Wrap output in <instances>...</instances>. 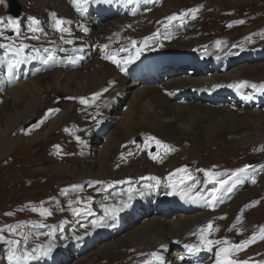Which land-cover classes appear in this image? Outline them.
Here are the masks:
<instances>
[{"label":"bare ground","instance_id":"1","mask_svg":"<svg viewBox=\"0 0 264 264\" xmlns=\"http://www.w3.org/2000/svg\"><path fill=\"white\" fill-rule=\"evenodd\" d=\"M16 1L25 9L30 3L43 9L44 24L39 26L43 30L37 34L39 40L27 41V43L24 41V43L36 48L55 49L57 59L55 63L49 62L48 64L38 60L42 67L48 71L45 75L39 77L38 81L26 78L27 74L23 72L21 67L23 64L16 67L17 70L16 68L10 69L6 60H0V160H6L10 155L14 156L17 150L24 152L23 150H31L37 144L47 143V139L56 134L67 119L75 118L80 122L82 121L80 114L85 116L90 111L94 113L97 108L103 110L102 112L106 114L107 118H110L117 126V131L114 132L115 136L107 139L109 143L107 145L102 144L98 148L97 154L91 155L88 146L85 150L83 149L84 151L75 152L73 146H62V141H59V144L54 145L55 148L51 147L50 155L52 159L50 161L52 165L42 167L43 171L53 178L58 179L61 176L67 179H82V181L75 184H68L67 186L70 187L67 191H78L81 185L88 184L95 192L99 190L97 189V181L102 182L99 183L101 190L98 193L95 192L94 194L93 191H88L83 195H77L76 198H72L73 200H67L68 204H65V206L69 205L67 215L70 216L73 209H83L85 213L87 212L86 209L90 208L93 219L76 233L70 230L69 235L66 234V239L57 242L55 248L62 246L61 250L65 254H60V256L68 260L71 258L72 248L74 250L75 245L79 248L80 254V250L85 251L87 248L94 247L101 237L112 240L113 237H116L115 233L124 234L126 230L133 227L132 232L124 240L116 238L113 242H106L101 249L92 253L89 257L85 258V255H79L74 264H101L102 260H107L108 264H161V261L157 260L153 253L162 257L163 264H216L218 250L233 245L234 241L231 236L223 234L225 229L233 223H220V217L225 216L227 207L234 206L235 190L233 189L244 187V185L252 183L253 179L259 183L262 180L261 182L264 183V177L261 176L264 170V162L248 168L243 176L241 175L236 180L230 181L229 185H225L217 192L214 210L208 207L203 199L198 198L197 202L193 203L186 197L182 198V191L188 184L195 183L194 192H201L202 197H206L214 187H219V185L209 183L206 176L199 178L193 169L187 170L194 177V180L179 185L171 192L174 199L169 209L159 208L158 206L151 207V204L161 202L158 199L159 196L156 198L154 194L152 195L155 189L162 193L159 185L154 183L155 181L147 180L151 182L152 187L144 192L138 200L142 199L143 196H152V198L145 201L142 199L141 202L137 200L138 206L136 209L128 210L132 201L136 199L134 192L131 194L132 198L129 199L128 190L126 192L114 191L108 194H106V191L114 185H120L136 176V174L141 173L147 174L149 177H156L159 183L168 185L170 189L173 188L168 177L176 169L181 168V165L179 160L176 159L175 161L171 156L172 151L165 156L157 155L158 160L147 155L146 150L141 151V153L134 152L135 150L133 152H127V150L126 152H119L123 144L125 145L128 139L137 132L143 133L146 141L149 136L156 137L167 145L175 141H183V144L191 146L192 154L199 155L208 151L211 152L217 146L222 145L223 140L228 142L226 148L230 147L233 151L254 142V138H251L254 135H251V133L264 128V109L261 110L262 105H258L264 101L262 99L264 98V89L259 87L257 92L254 90L243 96L240 91H244L248 85L241 82L246 79L243 76L246 74L257 75V73L264 70V66H258L257 68L246 66L222 72L221 67L226 69L228 64L225 53H216V57H214L215 52L209 55L207 52H202L203 54L200 53V57L195 59L192 57L193 55H190L193 53L194 47L191 49V45L195 37L192 36L193 34L189 35L184 24V27L178 24L171 27V29L159 26L160 22H167L166 18L169 16L200 8L201 3L205 0H170V3L166 6H159V3L156 2L152 3L153 0H133L131 3L138 6L136 12H134L135 10L132 11L133 9L129 11L122 9L123 6L129 4L126 0H95L83 12L78 11L71 0ZM143 1L144 4H141ZM224 1L228 4L229 1H233L234 5H239L252 0ZM13 3L16 5L15 2ZM116 6H119L114 9L117 17H109L115 19L111 20L104 17V20L103 18L100 20V15L107 7L112 9ZM145 10L149 14L143 17L144 21H142L141 14ZM52 13L58 14L62 19L70 22L65 24L64 27L69 29L71 35L68 33H51ZM229 13H231V10ZM37 15L36 11L29 12L30 20L36 18ZM84 27L88 29L87 33L83 31ZM158 27L162 28L163 33L160 32L162 35L156 34ZM168 31L171 34L168 35ZM25 36L30 37L29 35ZM61 36H63V39H61ZM175 36H178L177 39L170 41ZM68 39L73 40V43L67 44L64 42ZM133 40L137 42V47H143V52L135 62L122 65L126 68L125 71L122 72L110 59L104 58L106 55L111 56L113 53H118L117 59H127L129 53L120 52L119 50L127 48L134 53L135 49L131 47V41ZM145 41L147 42V50L144 47ZM155 44L157 47H155ZM105 45L108 47L105 48ZM183 45L190 48H185V54L175 57L174 61L169 60L164 55L170 54L169 51H174L177 47H183ZM220 45L225 44L221 42ZM60 48L65 51H59ZM177 58L179 59L177 60ZM212 58L214 61L210 60ZM188 65L194 68V77L179 73V71H187L185 67H188ZM19 70L21 71L19 72ZM31 72L34 71L31 70ZM18 74L21 77L18 78ZM105 89L107 91H104ZM57 91L60 94L58 96L62 98L72 97L73 99H71L75 104L64 109L55 119H52V117L58 111L53 112L51 115H45L35 128L26 129L27 134L22 131V136L18 135V138H12L11 135L15 130L22 128L27 121L40 113L43 106L48 107L45 105L47 102L41 101L40 97L56 94ZM96 93H101V95L92 100ZM239 93L242 94L244 100L239 101V98L233 97V95L239 96ZM225 94L228 97L220 100L224 98ZM129 96L131 97L127 103L126 111H120V107ZM81 98L88 101V103L81 104ZM71 99L69 98V100ZM256 99L259 103L254 106L253 102ZM250 105H253V109H249ZM71 106H73V109L70 110ZM90 107L92 108L89 109ZM49 110H53V108L43 109V112L47 111L49 113ZM47 121H51L49 128L46 132H42ZM66 127H68V130H63L62 135H67L71 129L70 126L66 125L65 130ZM35 129L41 131L35 133ZM119 135L121 136L120 140L122 138L126 140L118 141ZM67 139L69 140V138ZM63 142L65 143L64 140ZM90 142L89 136L87 138L88 144H86L89 145ZM255 142L261 143V140ZM148 143L152 146V142L147 141L146 144ZM52 144L49 143V145ZM69 145L72 144L69 143ZM67 149L75 152L73 157L69 156ZM129 153L133 154L136 160L143 157L142 164L133 167L132 160L129 159L131 157ZM119 155L126 162L130 160L128 166L133 168L128 173L120 176L117 169H122L126 165L120 160L118 161ZM69 157H71L69 162H62L64 159H69ZM123 157L126 158L123 159ZM19 163L21 164V162ZM178 178L175 179L178 180ZM110 180H112V184L109 185L108 181ZM139 188L146 189L144 185L134 186L131 189L138 190ZM65 193L64 191L61 193L57 188L54 193L42 198V200H45V204L52 203L56 205L59 204L58 200L62 199ZM249 197L251 196L248 195L247 198ZM95 199H97L96 203L92 204ZM76 201H80V203H76ZM35 204L42 203L36 201ZM223 206L225 207L222 208ZM105 207L109 210L108 215L104 213L103 209ZM176 209H179L178 213L175 211ZM50 210V208L47 211L42 210V213H48ZM118 213L124 216V220L122 219L124 227L116 226L113 228L111 219ZM139 213H141V217L135 221L134 217L138 216ZM83 218L85 216L81 217V219ZM72 220H75V218H72ZM93 221L97 222V226H93ZM209 222L213 224L214 231L207 236V239L211 241L227 239L229 245L210 244L207 247H200L194 253H189L184 245L200 246V229L205 228ZM56 223L59 222L55 221L54 225ZM84 234H87L88 237L85 238ZM171 246L177 248L171 254L165 255ZM59 252L60 249H57L55 253ZM234 258L249 260V264H264V245L255 246L250 244L246 246V250L238 252Z\"/></svg>","mask_w":264,"mask_h":264},{"label":"rangeland","instance_id":"2","mask_svg":"<svg viewBox=\"0 0 264 264\" xmlns=\"http://www.w3.org/2000/svg\"><path fill=\"white\" fill-rule=\"evenodd\" d=\"M11 1L15 2L17 5L15 10L20 11V14H19L20 18L15 19L21 23V28H22L21 32L24 34L20 37V40H23V42L25 41L26 43L27 41H33V39L25 38L26 37L25 35L30 36L32 34L31 32L27 31L28 26L30 24L29 12L31 11L37 12L38 15L36 19L40 21L41 24H39V26H41L44 24L43 9L39 8L37 5L33 3H30L29 6L26 7L25 9L16 0H11ZM154 2L159 3V6H166L167 4L170 3V0H153L152 3ZM142 4H144V1L142 2ZM245 6H248V7H245ZM123 7L127 10L129 9L128 8L129 5L123 6ZM131 7L132 8L130 10L133 9L132 11L135 10L134 12H136V9L138 6L136 4H133ZM0 9H1L0 17L7 19L8 17L12 16L11 13L9 12L11 11V8H10L8 0H6V3L0 4ZM230 10H231V13H229ZM146 12L147 11L145 10L144 12H142L143 14H141L142 21H144L143 17L149 14ZM185 12H188V11H185ZM44 14H46V12H44ZM56 16L58 18L60 17L58 16V14ZM104 19L105 18H103V20ZM109 19L112 20L115 18H109ZM182 19H183V24L185 25V29L189 32V35L193 34L192 36L195 37L191 45V49L192 47H194V49L192 50L193 53L190 54L191 56L193 55L192 56L193 58L198 59V57H200L199 54L200 53L203 54L202 52H207L208 55L212 52H215L214 57H216V53L218 54L219 52L225 53L228 64H227L226 69H222L221 67L220 70H223L222 72H227L229 70H235L239 67L244 68L246 66H252V67L257 68L258 66H264V0H256V1L252 0L251 2L241 3L239 5L237 4L234 5L233 1H229V4H228L224 0H205L201 3L200 8H197V11L195 13L196 20L192 19L191 13H189V15L183 17ZM240 21H244V23L241 24ZM6 22L7 21H5V23ZM52 22H53V19L51 20V30H52L51 33L57 34L58 32L55 29H53L54 27L52 24L54 22L53 23ZM162 22H160L159 26H163V28H166L164 25L167 24L168 22L166 21H164L163 23ZM178 24H181L179 20L174 21L167 28L171 29V27H173L174 25H178ZM229 25H231V27H229ZM160 28L161 27H158L157 28L158 30L156 29V34L158 35L159 34L162 35L160 32L163 33V31H161L162 28L161 29ZM4 34L13 36L15 39V34L12 33L11 31H8V32L5 31ZM167 34L169 35L171 34V32L168 31ZM177 37L175 36L171 38L170 41H172L173 39L176 40ZM0 40H2L0 41V43L12 42V41L10 42L5 41L3 39H0ZM217 41H220L225 45L218 46L216 45ZM15 42L19 43V40H16ZM155 47H157L156 44H155ZM38 48L42 49L43 47H38ZM185 48L189 49L190 47L183 45V47L182 46L177 47V49L174 51L173 50L169 51L170 54L168 53L164 55L169 60L174 61L175 57L183 56L185 54L186 52ZM145 49L147 50V47H145ZM0 51H2L4 55V50L0 49ZM227 54H229V56H227ZM178 59L179 58H177V60ZM210 60H213V58ZM36 61H30V63L31 65H33V68L35 70H38L39 68L36 64ZM199 65L201 66V64ZM185 70L187 71H179V73L180 74L184 73L183 74L184 76L187 75V76L194 77L193 76L194 68L192 66L188 65V67H185ZM46 72L48 71L44 68L42 69L41 73H36V71L31 72L30 70L29 72L26 73L27 74L26 78L30 80L33 79L34 81H38L39 77H41L42 75H45ZM191 72L192 74H190ZM19 77H21V75L18 74V78ZM195 77H196V74H195ZM243 77H245L246 79H244L241 83L244 82V83H247L248 85L244 91L239 90L240 92H242L243 96L247 95L248 92H252L254 90L255 92H257L259 87L264 86V70L260 73H257V75L246 74ZM252 85H256L257 87L253 88ZM242 94L239 93V96L233 95V97L239 98V101H242L244 100L243 99L244 97L242 96ZM51 95H44L43 97H40L41 101L47 102L45 105L48 107H44V106L43 108L41 107L42 109L40 113L33 116L34 118H31L29 121H27V123L22 126L23 129L19 128L18 130H15L13 132V134L11 135L12 138L15 139V138H18L19 136H22L23 135L22 133L26 129L35 128L37 123H39L40 119L42 117H45L47 113V111L43 112V109L44 110L46 108L59 109L58 113L52 117V119H55L60 114V112L62 113L64 109L68 108L70 105L75 104V102L72 100L73 99L72 97L62 98L58 96L60 95L58 91L56 92V94L53 93ZM130 97L131 96L127 97V99L125 100V103L120 107V111L122 112L126 111L127 103L129 102ZM226 97H228L227 94H225L224 98H221L220 100H224L226 99ZM69 98L70 99L72 98V99L69 100ZM262 99L264 100V98ZM257 100L258 99H256L253 102L254 106L255 104L259 103V101ZM231 103H234V102H231ZM226 104H229V103H226ZM258 105H262L261 110L264 109V101L260 102V104ZM72 107L73 106H71L70 110L73 109ZM91 108L92 107H90L89 109ZM249 109H253V105H250ZM102 111L103 110L97 108L94 113L90 111L85 116L84 114H80L82 117V121L80 122H78V120L75 118H69L67 119L66 123L64 122L62 124V127L59 130H57L56 134L52 135L51 137H49V139H47V143L44 142L42 144L41 143L37 144L31 150L30 149L23 150L24 152H22V150H17L14 156L10 155L8 159L2 160V161L0 160V167H1L0 168V229H4L3 232H0V237L3 238V239H0V264H8L7 249L9 245L3 242L4 240L16 239V240L21 241L22 239L21 243L19 244L17 248V255H21L24 253L23 248L25 247L26 244H29L28 246L29 253L31 252L33 248H36L37 252L32 254V258L35 260L33 262L34 264H56V263L57 264H74V262H76L75 260H78L77 257L79 255H85L84 256L85 258L89 257L92 253L101 249L103 244H105L106 242L107 243H109L110 241L113 242L114 240H116V238H119V239L121 238L122 240H124L125 237L130 232H132L133 227H130L128 230H126L124 234L115 233L116 237H113L112 240L101 237L99 240H97V243L94 247L87 248L85 251L80 250L81 252L80 254H79V248H77V245H75V249L73 250L72 248V252L70 255L71 258H69L68 260H65L63 257L60 256V254L65 255L64 252H62L63 250H61L62 246H58L57 249H60V252L55 253L57 251V249L55 248L57 242L60 241L61 239H66L67 238L66 234L68 233L67 234L68 236L70 233V230L76 233L77 231L81 230V228L87 226L90 220L93 219V217H91V215H88L87 212L83 213L80 216H76L73 213L70 216L67 215L68 213L67 210L69 209L67 208L69 205L65 206V204L67 203V200L72 199V198L74 199L76 198L77 195H83L85 192H88V191L94 192V189H91L90 185L84 184L80 186L78 191L76 190L67 191L68 187H70V186H67L68 184L69 185L75 184L78 181H82V179L80 178H76V180L75 178L67 179L61 176L58 177V179L55 177L53 178L50 174H46L43 171V168H45V166L50 167L52 165L50 161V159H52V156L50 155L51 147L52 146L54 147L55 144H59L60 143L59 141H62L61 142L62 146H65V145L67 147L73 146L75 149V152L77 151L80 152L81 150L84 151L86 146H88L90 148L91 155L97 154L98 148L101 147L102 144L105 143V145H107L109 143L108 142L109 140L107 141V139H109L112 136H115L114 132L117 131L116 130L117 126L113 123V121L110 120V118H107L106 114H104V112ZM50 122L49 121L46 122L44 129H42V132H46V130L49 128ZM66 125L71 127L70 129L71 131L69 130L67 135H62L63 130L64 131L68 130V127H66V130L64 129ZM38 131H41V130L39 129L34 130L35 133ZM143 135L144 134L141 132L135 133L134 136L128 139L125 145L123 144L119 152L121 153L126 152V150L127 152H130V151L133 152L135 150L134 152L138 151L137 153H141V151L144 152L146 150L147 155H149V153H152L153 155L156 156L155 160L159 159L157 155L158 156L167 155V154H164L163 149L158 148L154 142H152V146L150 145V143H148L149 145L146 144L148 140L146 141ZM251 135H254L253 137H251V138H254L253 139L254 142L248 143L247 145H244L243 147L236 149L235 151H233L230 147L226 148L228 145V142L225 140L222 141L221 143L222 145L217 146L211 152L208 151L207 153H204L201 155L192 154L191 146L183 144L182 143L183 141L172 142L169 146H171V148L174 149V151L171 152L172 153L171 156L174 158L175 161L176 159L179 160L181 168L195 170L196 171L195 174H198L199 178L204 177L205 172L228 173L230 175L232 172L240 168H244L245 166H248V168H250L251 166L248 165L249 162H257L259 160L264 162V128L258 129L257 131H253ZM62 136L64 137V139ZM76 136H79L81 140L83 141V143H77L75 139ZM89 136H90L91 142L89 143V145H87L88 144L87 138ZM120 137L121 136L119 135L118 141L122 142V140L123 141L126 140L123 138L120 140ZM138 137L141 139L139 143L136 142V139ZM67 138H69V140ZM258 139L261 140V143L255 142V141H259ZM63 140L65 141V143L63 142ZM133 141H135V143H133ZM49 143L50 144L53 143V144L49 145ZM69 143L72 145H69ZM67 151L69 152V156L71 157L74 156L75 152L69 149H67ZM18 152L20 153V156ZM130 156L131 157H129V159L132 160L131 163L133 167H135L136 165L142 164L143 157H141L139 160H136V157L133 154H131ZM16 157H17V160H16ZM71 157H69V159H64L62 162L63 163L69 162ZM118 157H119L118 161L120 160V162L126 165L122 169H117V172H119L118 174L119 176L124 175L125 173H128L130 169H133L132 166L131 167L128 166V162L130 161L129 159H128L129 161L126 162L122 160V157L120 155ZM124 158L126 157H123V159ZM55 160L57 162H60L57 159ZM19 162H21L22 165ZM23 167L24 169H22ZM244 174H241V175L243 176ZM141 175L144 177H149V175L147 174L145 175L144 173H141L138 175L136 174V176L129 179L128 181L120 185H114L113 187H111L110 189L106 191V194L112 193L114 191L115 192L116 191L126 192L129 188H133L134 186L139 187L140 185L151 183L143 179L144 177L141 178L142 177ZM241 175L233 179H228V176H221L220 179H228V183L226 184L227 186L230 184V181L236 180ZM263 175H264V170L261 176L264 177ZM139 178L141 179L139 180ZM261 181L262 180H260V183L259 182L253 183L252 181V183H249L248 185H244V187H241L239 189L234 187L235 189H233L235 190L234 198H233L235 200L233 203L234 206L229 207V208L227 207L225 216H223L225 217V219H220L221 224H226L227 222L233 223L230 227H227L229 229L226 228L225 232L223 233L226 236H231L232 238H234L233 245L239 244L247 239H250L253 235L258 236L260 231L264 229V183ZM108 182H109V185L112 184V180ZM154 183L157 184L156 182ZM158 185L162 193H160L159 190L155 189V191L152 192V195L154 194L156 198L159 196L158 199L161 200L160 203L162 204L153 203L151 204V207L154 208L155 206H158L159 208L169 209L172 206V202L174 199V196L171 195V192H173L174 188L170 189L168 185L164 183H158ZM57 188H58V191H60L61 193L63 191L66 192L63 198L58 200L59 204H56V205L52 203L45 204V200H42V198H46L51 193H54ZM150 188H146V189L139 188L138 190H133L134 196L136 197V199L132 201L128 210L132 208L136 209V207L138 206V203H137L138 198ZM97 189H99L98 191L101 190L99 183H97ZM98 191H95V192L98 193ZM248 195H250L251 197L247 198ZM148 198H152V196L142 197L144 201L148 200ZM142 199H139L138 201L141 202ZM32 200H34V202H32ZM36 201L42 204H39V205L35 204ZM96 201L97 199H95L92 202V204H95ZM34 205H36L37 207H42L43 205L44 207H47V208L42 209V210H46V211L49 210L50 208L51 209L50 212L52 215L54 214V216L53 217H50V215H47L48 217L43 216L41 214L42 210L41 212L37 211ZM224 207L225 206H223L222 208ZM33 209H35V211H33ZM175 211L178 213L179 209H176ZM82 216H85V218L81 219ZM98 217H100V215H98ZM140 217H141V213H139L138 216H135L134 220L137 221L138 218ZM72 218H75V220H72ZM38 219H41L42 222L39 223L41 224V226H37L38 227L37 228L35 224H37ZM122 219L124 220V216L122 214L120 213L116 214L111 219L112 223L110 222L112 227L113 228H115L116 226L124 227V223ZM55 221H58L59 223H56L54 226H51L54 224ZM42 226H49V229L48 228L45 229ZM9 227L15 228L16 233L10 234L8 232ZM49 231L53 233H50ZM21 233H23L24 236H26L27 240L24 238V236L21 235ZM84 237L87 238L88 237L87 234H84ZM260 244L264 245V240L257 239L254 243H252V245H255V246H259ZM176 248H177L176 246H171L168 249L167 254L165 255L171 254ZM30 261H31L30 259L21 260L18 262V264H28ZM102 261H101V264H108L107 260H104L103 263Z\"/></svg>","mask_w":264,"mask_h":264},{"label":"snow or ice","instance_id":"3","mask_svg":"<svg viewBox=\"0 0 264 264\" xmlns=\"http://www.w3.org/2000/svg\"><path fill=\"white\" fill-rule=\"evenodd\" d=\"M95 2V0H71V3L73 6L77 8L78 11L83 12L85 8ZM126 2L131 3L133 0H126ZM6 3V0H0V4ZM197 9H191L188 12L181 13L179 15L174 14L172 16L167 17V24L164 26L167 28L169 25H171L174 21L179 20L181 23V26H183V17L189 15L191 13L192 18L195 19V13ZM53 19V27L57 32L60 33H68L71 35L69 29L65 28L64 25L67 23H70L69 21H66L62 18H58L55 13L51 14ZM240 23H244V21H240ZM40 24V21L36 18H31L30 24L28 26L27 31L31 32L32 35L30 37H25L26 39H33V40H39V36L36 35L38 31H43L38 26ZM231 27V25H229ZM5 31H11L15 34V39L13 36L5 35ZM83 31L85 33L88 32V29L86 27L83 28ZM24 35L21 32V25L18 20H15L12 17L7 18V22L5 23L4 18L0 17V39H3L5 41H12V43H0V49L4 50V55L0 57V60H6L8 63V67L10 69H14L18 67L20 64L29 62V61H35L39 60L44 64H48L49 62L55 63L56 62V55H55V49H49V48H36L33 46H30L23 42V40H20V37ZM61 39H63V36H61ZM150 39V38H149ZM19 40V43H16L15 41ZM67 44H72L73 40L68 39L64 41ZM220 41H217V45H220ZM105 48L108 46L105 45ZM131 47L135 49V52L129 51L127 48H121L120 52H128L127 59L119 60L116 58L118 53H113L111 56L106 55L105 59H110L113 64H115L120 70L123 72L126 70L125 67L122 65H128L140 58V54L143 52V47H137V42L135 40L131 41ZM144 47H147V42L145 41ZM59 51L63 52L65 51L63 48H60ZM253 88H256V85H252ZM262 89H264V86H261ZM104 91H107L105 89ZM101 93H96L92 97V100L97 99ZM81 104H87L88 101L81 98L80 99ZM59 109H53L49 110V113H46V115H51L53 112H57ZM67 131V130H66ZM25 134H27L25 130ZM77 143H83L81 138L79 136L75 137ZM149 142H154L158 148L163 149L165 154H169L171 151H174V149L171 148V146L163 143L159 139L153 136H149L148 138ZM135 143V141H133ZM58 147V146H57ZM131 155V153H129ZM150 156H152L153 159H156V156L152 153H149ZM248 171V166H245L244 168H240L234 172H232L230 175L228 173H213V172H205V176L207 177V180L209 183H212L214 185H219V187H214L211 192L207 194L206 197L201 196V192H194V189L196 187L195 183L188 184L187 187L182 191V198H188L191 202L195 203L197 202V199H203L206 203V205L213 210L215 209V201L217 200L216 193L219 192L227 183L228 179H233L238 177L241 174H244ZM221 176H228V179H220ZM176 177H179L178 180L175 179ZM143 179L149 180V181H155L157 184L159 183V180L156 177H144ZM170 185L175 189L179 185H184L188 181H193L194 177L191 175V173L188 172L187 168H179L176 169L175 172L171 173L168 177ZM97 183H102L100 181H97ZM253 183H255V180L253 179ZM145 188L152 187L151 184H145ZM107 190V189H105ZM201 191H203L201 189ZM132 192L133 189L129 188V199L132 198ZM76 203H80V201H76ZM87 214L91 215V209L87 208ZM105 215L109 214L108 208H104ZM35 211V209H33ZM84 213L83 209H73V214L76 216H80ZM42 215H50V213H41ZM220 219H225V217H220ZM93 226H97V222L93 221ZM4 229H0V232H3ZM214 231V226L211 222L207 224L205 228L200 229V240L201 245H193V244H185L184 247L189 253H194L199 250L200 247H207L210 244L215 245H229V241L227 239L220 241H211L207 239V236L211 234V232ZM8 232L10 234H15L16 229L9 227ZM22 236H24L23 233H21ZM26 239V236H24ZM0 239H3L0 237ZM257 239L264 240V229H262L259 233V235H253L250 239H247L239 244L229 245L228 247L220 248L217 252V260L216 264H249V260H238L234 257L238 254L240 251L246 250V246L254 243ZM3 242L7 243L9 245L7 249V261L8 264H18L21 260H27L32 257V254L37 252L36 248H33L31 252H25L21 255H17V248L19 244L21 243L20 240L12 239V240H4ZM163 247V246H162ZM153 256L161 261V264H163L162 257L156 256L155 253H153ZM182 259V258H181Z\"/></svg>","mask_w":264,"mask_h":264},{"label":"water","instance_id":"4","mask_svg":"<svg viewBox=\"0 0 264 264\" xmlns=\"http://www.w3.org/2000/svg\"><path fill=\"white\" fill-rule=\"evenodd\" d=\"M9 3H10V6H11V14L14 16V17H19V11L15 10L14 9V5H13V2L11 0H9ZM138 140V139H137Z\"/></svg>","mask_w":264,"mask_h":264}]
</instances>
